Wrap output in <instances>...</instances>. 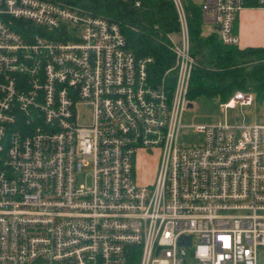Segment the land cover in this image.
Segmentation results:
<instances>
[{
    "label": "built area",
    "instance_id": "built-area-1",
    "mask_svg": "<svg viewBox=\"0 0 264 264\" xmlns=\"http://www.w3.org/2000/svg\"><path fill=\"white\" fill-rule=\"evenodd\" d=\"M172 1L174 62L154 83L152 58L115 21L60 0H0V264H264V119L183 123L196 61ZM200 4L236 46L245 0ZM253 101L236 91L220 105ZM80 105L92 108L84 122ZM188 128L198 143H182ZM155 150L156 176L142 180L138 158Z\"/></svg>",
    "mask_w": 264,
    "mask_h": 264
},
{
    "label": "trees",
    "instance_id": "trees-1",
    "mask_svg": "<svg viewBox=\"0 0 264 264\" xmlns=\"http://www.w3.org/2000/svg\"><path fill=\"white\" fill-rule=\"evenodd\" d=\"M78 4L94 14L119 24L127 47L137 57H151L149 78L155 83L173 65L174 56L166 45L165 33L179 30L178 15L172 0H60ZM190 49L196 59L192 70L188 100L197 95L226 102L236 91L254 95L257 104H264V48H244L222 44L217 31L202 34L201 4L182 0ZM260 0H245L246 6H260ZM169 89L174 71L165 75Z\"/></svg>",
    "mask_w": 264,
    "mask_h": 264
},
{
    "label": "rangeland",
    "instance_id": "rangeland-1",
    "mask_svg": "<svg viewBox=\"0 0 264 264\" xmlns=\"http://www.w3.org/2000/svg\"><path fill=\"white\" fill-rule=\"evenodd\" d=\"M200 4L201 0H193ZM212 29L210 23H203L202 30L209 31ZM195 58V57H194ZM196 61V59H195ZM192 106L188 107L183 113L182 121L184 124H200V123H226L236 125L242 121L246 123H255L262 121L264 114V104H257L253 101L251 106L240 107L237 105L235 108H224L220 104L218 98H208L205 95H197L191 102ZM90 105H80L77 109L80 122L86 121L91 114ZM184 144H195L201 140V135L193 132L191 128L184 129L180 137ZM159 164V151L155 150L154 153L144 151L139 156L136 163L138 174L142 180H154Z\"/></svg>",
    "mask_w": 264,
    "mask_h": 264
},
{
    "label": "crops",
    "instance_id": "crops-1",
    "mask_svg": "<svg viewBox=\"0 0 264 264\" xmlns=\"http://www.w3.org/2000/svg\"><path fill=\"white\" fill-rule=\"evenodd\" d=\"M211 26V30L202 31L204 36L217 31L214 24ZM232 31L238 36V48H264V4L244 7L235 18Z\"/></svg>",
    "mask_w": 264,
    "mask_h": 264
},
{
    "label": "water",
    "instance_id": "water-1",
    "mask_svg": "<svg viewBox=\"0 0 264 264\" xmlns=\"http://www.w3.org/2000/svg\"><path fill=\"white\" fill-rule=\"evenodd\" d=\"M191 106H192V103L189 102L188 107H191ZM184 241H185L184 238H181L179 243L182 244V243H184Z\"/></svg>",
    "mask_w": 264,
    "mask_h": 264
}]
</instances>
